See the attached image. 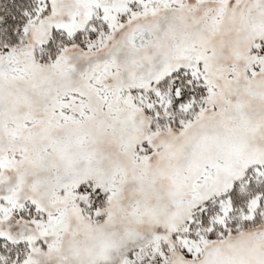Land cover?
Instances as JSON below:
<instances>
[{
	"label": "snow or ice",
	"instance_id": "snow-or-ice-1",
	"mask_svg": "<svg viewBox=\"0 0 264 264\" xmlns=\"http://www.w3.org/2000/svg\"><path fill=\"white\" fill-rule=\"evenodd\" d=\"M0 264H264V0H0Z\"/></svg>",
	"mask_w": 264,
	"mask_h": 264
}]
</instances>
